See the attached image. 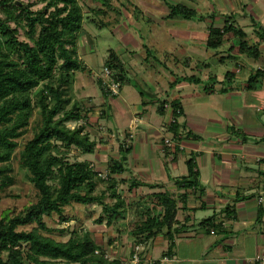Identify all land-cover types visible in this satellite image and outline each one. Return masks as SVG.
Instances as JSON below:
<instances>
[{
    "label": "trees",
    "instance_id": "1",
    "mask_svg": "<svg viewBox=\"0 0 264 264\" xmlns=\"http://www.w3.org/2000/svg\"><path fill=\"white\" fill-rule=\"evenodd\" d=\"M86 1L37 0L38 4L43 5V9L33 11L31 6L18 5L15 0H0V12L5 15L4 19L0 15V193L13 186L16 181L11 167L16 155L19 156L21 168L28 172L27 180L37 192V202L24 215L10 217L7 214L0 219V264H123L119 258H106V251L89 232L80 234L73 231L68 241H57L49 236L55 230L49 228L44 220V216L52 217L56 214L61 222L69 223L72 219L65 215L67 207L73 204L101 205L107 219L101 218L99 222L112 226L126 218L128 208L125 199L118 192L120 181L115 177L127 171L126 164L133 150L132 144L121 143V156L118 160H111L107 180L99 176V171L89 161H70L75 150L81 155H87L95 154L97 148V143L86 130L87 123L84 122L87 115L74 92V75L87 70L78 51L85 20L81 3ZM167 7L168 20L211 19L213 24L209 26L206 43L208 49H221L228 36H232L239 39L240 55L253 60L260 58L259 46L249 44L247 34L236 26L232 16L225 17L223 27L219 28L214 26L217 13L200 16L195 8L183 3L167 4ZM11 23L16 28H12ZM19 28L24 29L27 41L20 40ZM256 33L261 40L264 38L262 27H258ZM147 53L149 55V51ZM230 56L232 57L229 54L228 59ZM104 65L114 73L121 89L125 84H131L127 69L116 52L109 53ZM234 76V73L227 72L225 82L230 83ZM263 77L264 71L257 70L250 76L248 88L253 89ZM210 80L214 81L213 85L217 83L215 78ZM97 81L101 90L110 95L104 90L102 81ZM180 83L199 85L202 81L196 76L176 77L171 87ZM213 89L214 87H208L206 91L211 93ZM165 104L163 102L159 105L158 112L161 115L165 112ZM171 105L173 123L170 131L179 140L175 148L177 153L182 150L179 143L183 125L178 120L183 117L184 110L178 101ZM36 112L39 120L34 128L35 134L20 149V140L29 132ZM82 121L84 122L75 128L69 125ZM229 131L243 141L247 140L246 135L233 127ZM186 136L198 138L190 131ZM186 164L187 175L175 180V184L180 189H194L203 193L204 187L195 156ZM101 184H106L108 191L97 194ZM140 187L154 189L160 185L134 181L130 186L131 190ZM109 192L110 197L115 200L113 205L105 202ZM143 202L148 207L144 209L141 203L138 204L143 212L139 214L140 219L130 226L129 235L135 244L141 245L164 235L169 241L166 255L169 257L175 248L177 202L169 192L148 195ZM231 207H226L225 211L228 213ZM263 214L262 209L261 216ZM216 218L213 215L200 225L208 231L219 229ZM26 226L34 227L30 231H19L20 227ZM24 245L27 250L23 249Z\"/></svg>",
    "mask_w": 264,
    "mask_h": 264
},
{
    "label": "crops",
    "instance_id": "2",
    "mask_svg": "<svg viewBox=\"0 0 264 264\" xmlns=\"http://www.w3.org/2000/svg\"><path fill=\"white\" fill-rule=\"evenodd\" d=\"M247 1L250 3L249 7L251 8L249 13H247L249 16H247L253 22V29L257 37V40L251 43V45L257 44L261 51L260 58L252 60L253 63L250 67L258 65V70L264 71V38L261 40L256 33L258 25H261L264 30V0ZM191 5L190 7H195L193 3ZM244 5L243 1L238 2V6L244 8ZM233 10L234 8L230 9L231 12H234ZM251 13H259L260 17H256V20L250 15ZM174 20H178V18ZM239 28L243 29L247 34L248 41L249 35L245 31L246 28ZM194 33L196 32L193 31ZM235 40L238 42V47L240 43L239 39ZM189 42L190 40L187 42L188 48L192 47L191 44L194 45L195 43L194 41L192 43ZM232 50L234 49L232 48ZM117 55L125 65L127 75L130 74L131 67L134 66L133 62L126 60L125 64L122 56L118 53ZM149 56L147 53V59H149ZM231 58L236 60L238 56L233 55L229 59ZM80 59L83 62L85 61L81 55ZM172 59L175 60L176 58L172 57ZM85 65L87 66L85 72H77L74 75L75 88L77 80H80V92H85L92 99L90 104H88L85 99L82 101L77 98L84 110V114L89 117L88 115L91 114L89 112H95L97 106L100 105V110H102L100 118L111 122L117 111L122 112L121 116L118 117L119 119H117L116 129L108 127L107 131L109 133L101 134L104 142L110 138H115L118 142H121L123 137H125L124 132H127V134L132 133L133 150L128 157L126 164L127 171L125 172L127 174L131 171L132 174L123 178H128L129 187L134 181L159 184L160 187L158 188L140 187L139 189H133V191L147 190L144 193L146 196L160 192H169L178 205L177 224L175 226L177 230L175 234V248L171 256L166 257L169 249L167 237L159 235L143 245L144 258L151 262L163 261V264H257L255 262L256 257L264 254V214L261 216V211L262 209L264 210V202L260 203V199L263 197L262 193L264 192V120L261 115V112L262 114L264 113V77L250 90L248 88V80L252 74H250L248 67L245 75H235L230 83H226L225 79H218L217 81L223 84V87L218 86L219 93L215 91L208 93L206 91V88L212 86L210 85L212 84L211 78H208V84L205 86L203 93H196L199 96L197 101L205 98L207 95L219 94L222 96L220 104H223L224 113L227 115L225 119L227 123L220 126L217 123L218 121L208 118L206 114L201 117L190 116V122L188 121L184 103H182L179 97L185 91L184 87L186 84L190 83H180L172 88L171 84L173 82H171L169 88L172 92L171 94L167 92L165 95L166 99L160 100L157 97L150 102H146L143 99L140 106H134L135 109L131 111V106L129 107L128 105L129 102L122 96L124 86L119 96L112 97L101 90L97 81L100 88V92H98L94 87V83H87V74L88 76L92 75L94 71L91 70L87 63ZM236 67L241 68V66H238V63ZM163 68L167 72L170 70L169 66L163 65ZM165 71L160 70L159 74H163ZM140 79L144 80V76L141 75ZM240 79H246L247 82L241 80L246 84L240 82ZM84 83L89 85V90L86 91V84ZM190 85L197 87L196 84ZM199 85H203V81ZM216 87L215 84L214 89H217ZM245 92L255 93V95L246 99L245 97L239 99V96ZM141 96H144V91L141 92ZM175 101L180 102L184 110L183 117L178 120L179 124L183 125L181 128L182 138L179 143L182 150L177 153H175V149H167L165 144L166 139H170L175 143L179 141L176 140L174 133L170 131V126L173 123L171 104ZM163 102L166 103L165 112L162 115L166 116L167 120L165 121L156 119V115L159 114L158 105H161ZM186 103H191V101H187ZM97 119L98 117H89V119L85 120V123ZM123 120H126V122ZM230 127L246 135L247 140L243 141L242 138L230 133ZM86 130L89 132L88 127ZM189 131L197 135L198 138L187 137L186 133ZM138 134L142 141L140 145L148 148V155L156 157L155 150L153 149L154 152L152 151L151 144L160 145L164 156V160L161 161V168L158 165L156 170L152 165H148V160H143L145 158L143 156L146 154L144 149H142L141 154L135 152L133 142ZM120 156L114 160H118ZM185 156H187L184 159L186 170L181 165V160ZM192 156H195L196 159L197 170L200 173L201 183L204 187L203 193L194 189H180L175 184V180L187 175L186 162ZM106 158L108 157L105 152L98 153L96 151L94 159L88 161L99 171L98 167L108 162L105 161ZM110 162L111 160L105 166L109 167ZM133 169L136 170L135 172L140 175L141 179L133 178ZM125 174L121 176H125ZM230 205L232 206L231 210L227 213L225 209ZM198 215H202L201 218H203L199 222H197ZM213 215L217 217L216 224H219L220 228L208 231L200 224ZM133 244L134 241L127 242L123 250L120 248L119 254L123 257H129ZM153 254L157 257L154 258Z\"/></svg>",
    "mask_w": 264,
    "mask_h": 264
},
{
    "label": "rangeland",
    "instance_id": "3",
    "mask_svg": "<svg viewBox=\"0 0 264 264\" xmlns=\"http://www.w3.org/2000/svg\"><path fill=\"white\" fill-rule=\"evenodd\" d=\"M15 1L18 5L31 6L33 11H41L43 9V5L38 4L37 0ZM230 1L87 0L86 2L81 3L85 20L83 24L84 29L80 34L78 51L85 60L84 62L88 64L95 74L97 73L96 75L93 73L89 76L87 74V83H94V87L100 92V88L97 84V75L102 74L103 69L105 68V61L109 57L111 51L122 56V60L125 64L126 60H131L134 65L131 67L132 70L130 74H128V79L131 80V84L124 85L122 96L129 102L128 105L129 107L131 106L130 109L133 111V109H135L134 106H140L143 99L146 102L153 101L157 97H159L160 100L166 99L165 95L167 92L168 94H171L172 92L169 86L171 82L176 80V77L196 75L202 79L203 85H196L197 87H195V85L186 84L184 87L185 91L182 92V95H180L181 97L178 96L182 103H184V109L188 116V121L190 122V116L201 117L206 114L208 115V118L218 121V125H224L227 123L225 120L227 115L224 113L223 104H220L222 102V96L219 94H212L197 101L199 96H197L196 93H203L210 78H215L216 80L225 79V74L229 71H233L235 75H245L248 67L250 74H254L259 68L258 65L250 67L253 63V59L248 58L245 55H239L237 47L238 42L232 36H228L227 42L221 49H208L206 43L209 36L208 27L213 24L211 19L207 18L205 21H184L181 20V18H178V20L171 21L165 17L169 14L167 4L175 5L183 3L187 6H192L191 4L193 3L195 6L194 8L199 12V15L209 16L212 14L216 15L217 13L216 18L214 19L215 27H223L225 17L232 16L236 26L239 25V27L246 28L245 31L249 35L248 42L251 45V43L257 40V37L253 29V22L248 19L249 14L247 13H249L251 9L249 7L250 3L247 0ZM239 1H243L245 4L244 8L238 6ZM108 3L109 5L107 6ZM233 8L234 12H231L230 9L232 10ZM97 11H102L103 13H97ZM0 15L3 19L5 18V15L2 12H0ZM250 15L256 20V17H260L259 13H251ZM10 25L12 28H16L14 23H11ZM259 27H261V25H259ZM193 31L196 33L193 34ZM19 33L20 40L27 41L23 28H19ZM189 40L191 43L192 41L195 42L194 45L191 44L192 47L190 48H188L187 45ZM231 47L234 49L232 50L233 52L229 51ZM148 51L150 56L147 60ZM229 54L232 56H238L239 59H228ZM172 57H175L176 59L173 60ZM222 57L224 58V61L221 62ZM161 61L164 62L163 65L169 66V72L165 71L163 65H161ZM237 63L238 66H241L240 69L236 67ZM160 70L165 71V73L159 74ZM135 71L139 73H136ZM141 75L144 76V80L148 81L141 80ZM241 80L246 81V79H240V82H242ZM79 82L80 80H77L76 88L74 86L76 99L79 98V100L82 101L85 99V101L90 104L92 99L89 98L88 94L85 92H80L81 89ZM213 82L211 81V83ZM215 82H217V89H213L212 91L218 92V86L223 87V84L219 81ZM210 85H212L211 87L215 86L213 84ZM88 86L89 85L86 84V91L90 89ZM142 91H144V96H141ZM162 91L164 92L161 93ZM254 95L255 93L245 92L239 96V99L241 97H245L246 99L247 97ZM187 101H191V103H186ZM93 112L90 111L89 113L91 114L88 116L91 118L98 117V119L87 122L88 131L92 136L91 139H94L97 143L96 151L98 153L105 152L108 157L105 161L109 162L120 156L119 148L122 142L129 145L132 144V133L127 134V132H124L125 137H123L121 142H118L115 138H110L108 141L104 142L101 134L109 133L107 131L108 127L110 129H116L117 119H119L118 117L121 116L122 112L117 111L111 122L107 119L100 118L102 116L100 105L97 106V110L94 114ZM263 114L261 112L262 119L264 120ZM38 117L39 116L36 112L29 132L20 140V149H23V146L34 136V128L37 126L39 120ZM89 117L87 118L89 119ZM156 119L161 121L167 120L166 116H162L161 114H157ZM123 121L126 122V120ZM83 122L84 121L80 123H71L69 125L73 128ZM140 138L141 137L138 134L134 139L133 143L135 145V152L141 154L142 149H144L146 154L143 157L146 158V156H148V158H144L143 160H148V165H152L156 170L158 165L159 168H161V161L164 160V156L160 149V145L152 143V151L154 152L155 150L154 153L156 154V157L150 154L148 155V148L140 145L142 142ZM94 156L95 154L81 155L75 150L70 157V161H88L94 159ZM185 158H187V156L183 157V161L181 160V165H183L184 170H186L184 164ZM108 162H105V165ZM105 165H101L98 169L104 176L102 179L107 180L109 169ZM11 167L14 171L12 175L15 177L16 181L13 186L0 193V219L7 214L10 217L24 215L29 207L37 202V192L27 180L28 172L21 168L18 155L12 160ZM133 171V178L141 179L140 175L135 172L136 170L133 169ZM130 174H132L131 171L125 174V176L115 177L120 181L118 192L128 204L125 219L117 221L112 226L106 225V222L101 224L99 222L101 218L105 220L107 219L103 211V206H83L73 204L65 209V215L72 219L69 223L61 222V218L56 214L52 217L44 216L47 226L55 230V233L49 236L57 241L66 242L69 240L73 231H78L80 234L82 232H89L98 245L109 253L110 260L114 258L128 260V256L123 257L119 254V250L120 248L123 250L127 242L133 241L129 235L130 226L132 223L140 219L139 214L143 212V208L145 209L148 207L143 204V201L146 198V194L144 193H146L147 190H140L139 192L133 191L129 187L128 178H123L130 176ZM107 191V185L101 184L98 187L97 194H101L102 192L106 193ZM105 202L108 205L114 204L115 200L110 197V192L106 195ZM139 203L143 205V208L138 207ZM201 216L202 215L197 216V222L203 219ZM33 227L34 226L20 227L19 231H30ZM62 230H65L66 232L61 234ZM117 246H119L118 249ZM23 249L27 250V246L24 245ZM153 255L154 258L157 257L155 254Z\"/></svg>",
    "mask_w": 264,
    "mask_h": 264
},
{
    "label": "built area",
    "instance_id": "4",
    "mask_svg": "<svg viewBox=\"0 0 264 264\" xmlns=\"http://www.w3.org/2000/svg\"><path fill=\"white\" fill-rule=\"evenodd\" d=\"M97 77L98 79L102 81V86L104 90L108 92L111 96L120 95L121 84L116 81L115 75L110 69L104 68L102 74L97 75ZM165 144H166V147L169 149H175L176 146H178V143H175L170 139H166ZM99 176L104 178V176L100 172H99ZM262 195L264 197V192L262 193ZM263 197L260 199L261 204L264 202ZM143 252H144L143 245L134 243L132 246V251L130 252L129 257H128L129 259L128 260L121 259V258L119 259H121L123 264H163V261L162 262H157V261L151 262L145 259L143 256ZM106 258L110 259L109 253L107 252H106ZM255 262L257 264H264V254L258 255L255 259Z\"/></svg>",
    "mask_w": 264,
    "mask_h": 264
}]
</instances>
